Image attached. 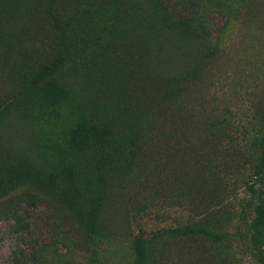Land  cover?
<instances>
[{
    "label": "rangeland",
    "instance_id": "obj_1",
    "mask_svg": "<svg viewBox=\"0 0 264 264\" xmlns=\"http://www.w3.org/2000/svg\"><path fill=\"white\" fill-rule=\"evenodd\" d=\"M161 1L176 10L188 1L207 7L217 53L201 59V51L181 37L179 42L181 31L165 21ZM214 1L0 0V264H49L53 258L47 255L55 249V264H134L138 238L190 218L187 192L196 184L187 178L203 168L211 143L206 131L223 119L244 121L264 99V0L236 15L225 7L214 13ZM74 24L87 47L70 44L64 28ZM169 52L176 64L203 61L199 79L170 102L178 130L165 135L176 138L165 144L142 140V162L153 154L149 167L167 163L173 172L157 176L159 170L149 173L142 162L130 171L132 159L110 148L133 144L138 153L136 116L146 107L159 114L167 101L170 89L163 83L173 81ZM114 65L125 67L123 90L138 97L132 111L117 108L124 95L116 93ZM106 81L110 88L99 109L108 108L111 130H98L106 131L107 142L76 148L83 143L75 133L84 106ZM86 167L102 179L91 196L82 183ZM174 178H181L184 189ZM35 190L57 202L34 203ZM263 192L264 187L246 197H264ZM256 225L249 208L225 225L233 249L238 239L246 249L262 250V263L245 255L242 264H264V231L259 234ZM161 251L158 245L150 261L188 263L175 250Z\"/></svg>",
    "mask_w": 264,
    "mask_h": 264
},
{
    "label": "trees",
    "instance_id": "obj_2",
    "mask_svg": "<svg viewBox=\"0 0 264 264\" xmlns=\"http://www.w3.org/2000/svg\"><path fill=\"white\" fill-rule=\"evenodd\" d=\"M261 2L262 0H227L226 3H223L215 0L211 6L214 7L212 10L214 13L225 7L230 14L236 15L241 12L249 13L251 8L256 7ZM160 5L165 21L180 29L179 42L181 37L190 49L193 47L196 52L201 51L203 53V55L201 53V59L208 56L212 57L217 53V42L216 40L213 42L212 39L210 42L211 37L208 33L207 24H211L209 22L211 12L208 11L207 7H204L200 2L193 3L192 1L183 3L177 10L169 2L161 1ZM74 26L75 24L71 28L68 26L64 28L67 38L70 39V44L77 48L87 47L86 45L83 46L84 41H86L85 37ZM207 44L210 45V48L206 46ZM169 57L172 63L170 75L173 81L169 85L165 83L166 81L163 83V86H167L170 91L161 112L155 114L149 109L150 107H146L136 116L138 153H133L132 149L135 148L133 144L126 147L118 145L115 148H110L115 155H122L125 152L132 159L130 171L142 162L140 159L143 152L142 140L148 139L156 143L160 140L165 144L176 138L172 134L165 135L167 131L175 133L178 130V123L175 124V118L179 116L178 114L175 115L174 109L171 111L170 102L179 99L185 84L198 80V74L203 69V61L190 66L180 62L176 64L172 60L170 52ZM112 68L115 70L112 77L116 80L115 85L118 87L115 88L116 93L124 95L123 102H119L117 108L123 111L124 108L131 107L132 111L135 103L139 100L138 97H130L129 93L123 90L125 67L119 69L114 65ZM148 72L149 76L153 73L149 68ZM106 84L107 87L101 89L84 106L86 112L81 115V126L75 133V137H79L83 143H79L77 146L72 145L71 148L83 147L86 150L89 148L90 142H98L95 145L107 142L106 131L100 132L98 130V128L111 130L107 123V121H111L108 108L99 109L100 106L104 105L105 91L110 88L107 81ZM160 87L157 83L155 84L156 89ZM135 110L136 112L139 111L138 105ZM115 119L116 122L119 121L120 115L116 114ZM168 125L169 129H162ZM206 133L209 137L208 141L211 143L208 144V148L205 149L202 156L203 168L195 176L187 178L196 184L192 192L190 190L187 192L191 195L188 205L191 207L190 218L184 219L183 222L174 227L161 228L146 237L138 238L135 242L140 250V256L134 264H159L150 261L151 257L157 254L158 245L162 247L161 252L167 250L170 253L175 250L179 257L187 260V264H242L240 258L245 255H249L262 263L260 261L262 250L257 245L247 246L246 249V246L237 239L238 244L233 249L227 240L230 235L227 233L228 228L225 225L239 217L244 208H249L257 220L258 233L264 231V197L262 195H257L254 199H252L253 197L251 199L246 197L248 194L250 196L251 194L252 196L258 194L264 187V99H259L258 104L254 106V113L251 117H247L244 121L223 119L214 125L211 124L210 130L208 129ZM177 156H181V154H177ZM145 157V164L142 162L141 167L149 173L152 170L155 173L159 170L157 173L159 176L166 170L173 172L172 168L168 169L170 165L167 163L154 165V168L149 167L155 155L150 154L149 157L148 155ZM150 157L152 158L149 159ZM192 160L195 162V157ZM170 164L173 166V163ZM173 181L178 182L182 186L180 188L184 189L181 178L178 181L174 178ZM82 183L87 186L88 196H91L97 191L99 183L102 184V179L101 176L94 175V170L86 167V175L83 177ZM179 195L181 196V193ZM31 197L34 199V203L57 202L55 196H51L42 190H35ZM89 201L91 202V200ZM237 234L239 237V233ZM64 240L60 239L63 241V246L65 245ZM47 256L53 258V262L49 264H55L60 253L55 249ZM143 258L146 260L145 262ZM45 261L40 262V264H45Z\"/></svg>",
    "mask_w": 264,
    "mask_h": 264
}]
</instances>
